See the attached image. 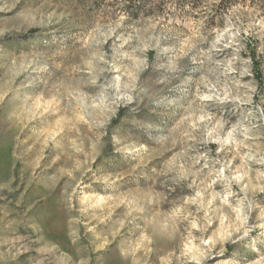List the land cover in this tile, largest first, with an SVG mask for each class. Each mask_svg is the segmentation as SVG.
I'll return each mask as SVG.
<instances>
[{"label": "rangeland", "instance_id": "1", "mask_svg": "<svg viewBox=\"0 0 264 264\" xmlns=\"http://www.w3.org/2000/svg\"><path fill=\"white\" fill-rule=\"evenodd\" d=\"M129 1L0 0V264H264V0Z\"/></svg>", "mask_w": 264, "mask_h": 264}, {"label": "trees", "instance_id": "2", "mask_svg": "<svg viewBox=\"0 0 264 264\" xmlns=\"http://www.w3.org/2000/svg\"><path fill=\"white\" fill-rule=\"evenodd\" d=\"M138 2V7L134 8V2ZM193 6L198 5L199 0H189ZM127 13L132 14L133 16L138 17L140 13H151L153 11V5L150 0H130L127 6ZM124 109L119 111L117 119L114 121L116 124L120 118L124 115Z\"/></svg>", "mask_w": 264, "mask_h": 264}]
</instances>
